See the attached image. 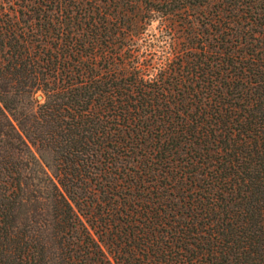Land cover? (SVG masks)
I'll return each mask as SVG.
<instances>
[{
    "label": "trees",
    "instance_id": "1",
    "mask_svg": "<svg viewBox=\"0 0 264 264\" xmlns=\"http://www.w3.org/2000/svg\"><path fill=\"white\" fill-rule=\"evenodd\" d=\"M0 264H264V0H0Z\"/></svg>",
    "mask_w": 264,
    "mask_h": 264
},
{
    "label": "rangeland",
    "instance_id": "2",
    "mask_svg": "<svg viewBox=\"0 0 264 264\" xmlns=\"http://www.w3.org/2000/svg\"><path fill=\"white\" fill-rule=\"evenodd\" d=\"M154 25H155V24H152V26H151V27H154ZM46 171H47V172H49V170H48L47 168H46Z\"/></svg>",
    "mask_w": 264,
    "mask_h": 264
}]
</instances>
